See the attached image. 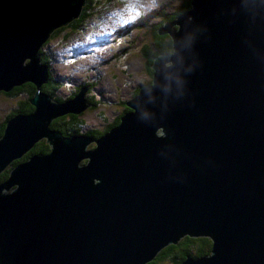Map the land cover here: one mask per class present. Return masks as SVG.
Returning <instances> with one entry per match:
<instances>
[{"label":"water","instance_id":"water-1","mask_svg":"<svg viewBox=\"0 0 264 264\" xmlns=\"http://www.w3.org/2000/svg\"><path fill=\"white\" fill-rule=\"evenodd\" d=\"M83 4L0 0V92L35 86L0 135V173L15 162L0 264H145L183 236L210 251L179 264H264V0H189L156 30L172 52L153 58L151 84L97 138L49 128L88 106L87 86L63 102L40 90L38 48ZM42 138L49 151L18 163Z\"/></svg>","mask_w":264,"mask_h":264},{"label":"rangeland","instance_id":"rangeland-1","mask_svg":"<svg viewBox=\"0 0 264 264\" xmlns=\"http://www.w3.org/2000/svg\"><path fill=\"white\" fill-rule=\"evenodd\" d=\"M184 1L109 0L105 7L98 2L91 10L94 13L76 31L67 38L55 37L43 46L47 62H41L47 66V77L50 73L56 80L51 84V92L48 91L50 95L47 94L52 100H69L81 87H88L84 92L88 106L81 111L83 114H77L85 124L79 132L89 128L103 130L124 111V103L132 99L138 84H148L142 48L150 44L158 28L173 21L167 19L181 10ZM163 18L167 19L160 23ZM110 23L112 29L107 31ZM171 28L176 29L177 25ZM165 35H161L164 40ZM96 36L100 38L96 40ZM26 97L23 94L5 102L4 95L0 94V122L9 110H19V101ZM91 144L94 145L89 143L85 149L90 150Z\"/></svg>","mask_w":264,"mask_h":264},{"label":"trees","instance_id":"trees-1","mask_svg":"<svg viewBox=\"0 0 264 264\" xmlns=\"http://www.w3.org/2000/svg\"><path fill=\"white\" fill-rule=\"evenodd\" d=\"M102 3L106 6L109 4V0H84V4L80 8V13L77 18L70 20L67 22L65 25H60L55 28H53L45 41L41 44V46L37 50V55H39L40 60L43 62H47L46 60V55L44 54V50L42 49L43 46L47 45L53 38L55 37H62V38H67L68 35L74 31H76L79 27H81L84 22L88 19L87 17L89 15H92L94 12H91V10L96 6V3ZM181 10L173 13L171 16L167 18H163L160 20V23H163L167 20H174L176 16L182 12L186 11L189 9V0H185L182 2L180 5ZM91 12V13H90ZM159 23V24H160ZM158 24V25H159ZM157 32V31H156ZM162 35V34H161ZM160 34H153V39L150 42L149 45H145L142 48L141 55L144 59V68L148 76V84H151L152 81V74H153V69L150 67L151 64L153 63V58H156L158 55H163V54H170L172 52V42L168 36L165 35V40L162 38ZM56 80L51 77V74H48L47 81L44 83V88L42 87L41 90L45 92L46 94L50 95V92L52 90L51 84H54ZM147 84V85H148ZM146 86V85H145ZM144 87L143 83H139L137 86L138 88ZM35 90V86L28 83L24 82L22 84H18L17 86H14L12 89L8 91H1L0 94L4 95V100L7 102L9 99H15L18 96L21 97V95L25 94L27 97L24 99H21L19 101V110H9V112L5 113L3 115V118L0 122L1 127H0V135L3 132V127H4V120L7 118H10L12 115H14L16 112H29L30 110L33 109V105H31L28 101L30 96ZM50 91V92H48ZM137 93V91H136ZM135 93V94H136ZM134 94V95H135ZM50 97V96H49ZM56 102H62L59 101L58 99ZM54 101V100H53ZM130 108H128L124 104V111H129ZM123 111V112H124ZM82 112H79V114ZM122 113V112H121ZM78 113H66L64 115L58 116L50 121L49 128L51 130H56L59 131L61 134H66V135H71V134H84L88 135L89 137L92 138H97L99 135L105 133L109 128L118 125L120 123V115H117L115 117V120H113L111 123H108L105 128L101 131H95L94 129H86L82 132H79V129L84 126L85 124L83 122H80L79 119L77 118ZM83 114V113H82ZM45 139L42 138L40 140H37L34 145L23 155L19 161H23L26 156L29 153L33 152H40V153H46L49 151L50 147L48 144L45 142ZM95 145L91 144L88 147L93 148ZM86 159H81L79 163L85 162ZM15 162H11L10 166L14 165ZM7 167L0 173V181L4 180L7 178V174L10 171L12 167ZM210 251V240L209 238L205 236H198V237H190V236H183L180 238L177 243L175 244H168L162 249H160L157 254L152 258L150 261H148L145 264H160L161 261H166L167 264H179L186 255H189L190 257H200L208 254Z\"/></svg>","mask_w":264,"mask_h":264},{"label":"bare ground","instance_id":"bare-ground-1","mask_svg":"<svg viewBox=\"0 0 264 264\" xmlns=\"http://www.w3.org/2000/svg\"><path fill=\"white\" fill-rule=\"evenodd\" d=\"M113 23H115V24H116V22H115V21H114ZM111 26H113V25H112V23H110V24H109V26H108L109 28H107V29H108L107 31H109V30H111V29H112V28H110ZM114 26H115V25H114ZM105 29H106V28H105ZM115 31H116V30H115Z\"/></svg>","mask_w":264,"mask_h":264},{"label":"clouds","instance_id":"clouds-1","mask_svg":"<svg viewBox=\"0 0 264 264\" xmlns=\"http://www.w3.org/2000/svg\"><path fill=\"white\" fill-rule=\"evenodd\" d=\"M123 35L120 36V38L122 37ZM100 37L96 36V40H98ZM125 104V103H124Z\"/></svg>","mask_w":264,"mask_h":264}]
</instances>
